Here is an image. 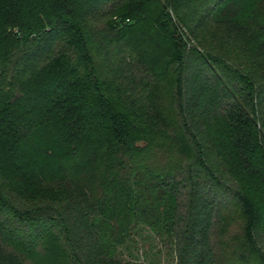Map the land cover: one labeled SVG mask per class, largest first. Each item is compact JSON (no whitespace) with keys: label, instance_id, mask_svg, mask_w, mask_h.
I'll use <instances>...</instances> for the list:
<instances>
[{"label":"trees","instance_id":"1","mask_svg":"<svg viewBox=\"0 0 264 264\" xmlns=\"http://www.w3.org/2000/svg\"><path fill=\"white\" fill-rule=\"evenodd\" d=\"M145 228L264 264V0H0V264H137Z\"/></svg>","mask_w":264,"mask_h":264},{"label":"rangeland","instance_id":"2","mask_svg":"<svg viewBox=\"0 0 264 264\" xmlns=\"http://www.w3.org/2000/svg\"><path fill=\"white\" fill-rule=\"evenodd\" d=\"M157 164L163 167L167 162L160 158ZM213 232L212 243L220 252L224 248L228 249L227 246L233 244L234 237L242 234V224H234L224 236L218 234V228ZM175 249V242L168 236L162 238L145 228L139 233L135 231L133 239L128 241L126 246L120 247L118 253L122 260L134 261L137 264H177Z\"/></svg>","mask_w":264,"mask_h":264}]
</instances>
